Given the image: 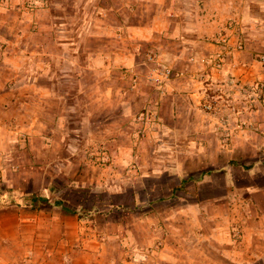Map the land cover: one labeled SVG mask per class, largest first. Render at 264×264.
<instances>
[{"label":"rangeland","instance_id":"374dc122","mask_svg":"<svg viewBox=\"0 0 264 264\" xmlns=\"http://www.w3.org/2000/svg\"><path fill=\"white\" fill-rule=\"evenodd\" d=\"M174 1L181 32L136 42L133 65L113 73L94 60L112 53L122 37L113 25L121 17L137 19L139 3L0 0V206L8 207L0 216L6 226L23 208L41 219L86 221V235L123 237L120 245L113 241L114 264H176L163 254L172 244L185 255L177 257L181 264H264V238L255 240L264 236V76L240 62L244 47L230 66L212 68L208 57L217 46L210 39L217 34L183 51L179 40L187 46L195 40L198 3ZM19 45L20 64L5 63ZM254 53L264 67V50ZM161 66L170 73L158 83L150 76ZM242 67L247 76L237 71ZM255 82L263 86L253 97L247 86ZM17 85L28 93L7 96ZM201 170L207 172L198 177ZM38 196L47 200L33 201ZM121 219L134 221L119 226ZM214 227L243 254L226 257L217 245H205ZM125 229L136 259H125ZM55 232L56 242L41 241L44 251L82 245L60 225ZM206 249L216 251L211 262L200 258Z\"/></svg>","mask_w":264,"mask_h":264},{"label":"crops","instance_id":"0c3cea01","mask_svg":"<svg viewBox=\"0 0 264 264\" xmlns=\"http://www.w3.org/2000/svg\"><path fill=\"white\" fill-rule=\"evenodd\" d=\"M123 1V0H120ZM128 2L130 0H124ZM134 3H139L141 8L139 13L137 11V19L134 20H124L122 17L118 19V23L113 25V30L116 35H120L121 39L113 42V50L108 56L105 54L104 58H95V66H102V69H111L113 67V73L119 68L122 69V66H132L135 56V44L138 41H151L155 40L158 35L166 34L171 29H178L177 33L181 32L180 27L177 23L178 18L180 17V12L174 4V0H131ZM197 8L195 10L196 17V27L193 29L195 40H192L188 46L179 40L180 44L183 47V51L189 53L195 48V43L200 42L202 38H209L211 35L218 34V32L223 28L226 23L230 20H235L234 29L236 33L233 36V40L236 42L240 40L243 43L244 49H240V62L250 65L252 64L255 67V72L257 76H264V67H261L260 63L256 62L257 50H264V7L261 8L260 5H264V0H196ZM263 2V3H261ZM258 4H260L258 6ZM138 7V8H139ZM115 12H119V6H113ZM139 10V9H138ZM262 11V12H260ZM120 29L119 32H117ZM122 29V32H121ZM180 35V34H179ZM208 36V37H207ZM114 40V39H113ZM122 44H121V43ZM212 44V43H210ZM252 47L254 49H252ZM23 52L22 45L17 46L15 50L9 52L5 56V63L17 65L20 64L21 54ZM237 56L236 54H234ZM105 57H107L105 59ZM237 58V57H236ZM236 61V59L227 58V65H231ZM240 63V64H241ZM246 66V65H245ZM238 72L243 73L245 76L249 74L250 70L247 72L246 67L238 68ZM215 71L212 72L214 75ZM254 74V73H253ZM213 78V77H212ZM113 81L117 82L116 78H113ZM25 85H32V82H24ZM17 90L15 92L6 93L7 96H16L26 95L28 91L21 90L22 86L17 85ZM43 97H46V91L44 88L41 92ZM113 96L116 99H121L123 96L120 93V90L115 89L113 91ZM18 98V97H17ZM23 99V98H18ZM207 171H202L199 173L198 177H201ZM134 205L131 206L133 208ZM8 207L0 206V214L6 212ZM24 209V208H23ZM16 209L14 219L12 223L7 224L5 218L0 216V264H114L117 263V259L113 263V250L117 251V247L113 248V241H118L119 245L123 241L121 235H106L101 233H95L94 235H86L85 228L87 226L86 221H75L68 222L67 220H58V219H41L38 217L32 216L26 211V209ZM91 221V220H90ZM93 221V220H92ZM108 221V220H106ZM122 221H125V226H128L130 223H133L134 220L130 219H121L116 223L121 226ZM111 225L113 226V220H110ZM76 223L73 230L70 229V226ZM60 225L63 229V232L70 236L71 241L74 238H77V247L76 249H68L63 245L62 251L57 254L53 250H43L42 240L47 239L50 242H56L55 239L58 236L55 235V230L57 226ZM90 226V224H89ZM40 227V229H39ZM46 227V229H41ZM121 227H119L120 229ZM126 228V227H125ZM214 232L212 235H207L205 237V245H217L221 249V255L229 257L230 254H237L241 256L243 251H236L231 247V238L228 233L219 227H214ZM127 232L126 236V256L129 254L130 258L138 257L137 255V246L135 245L133 239L130 241L131 235L129 234L128 229H125ZM217 230V231H216ZM264 232V230L262 231ZM264 234V233H263ZM259 236V238H258ZM264 238L263 235L258 234L255 237V240ZM49 238V239H48ZM114 238V239H113ZM178 239V238H177ZM62 242L65 239H60ZM183 241L187 243L186 239L179 238V242ZM79 243V244H78ZM123 244V243H122ZM235 248L236 246L233 245ZM245 246H248L246 243ZM188 251H189V246ZM184 247V248H186ZM212 247V246H210ZM207 248V247H206ZM178 244H172L166 251L163 253L165 257L171 259L176 264H181L182 259L177 257H182L185 255L179 254ZM136 252V253H135ZM190 256L193 255V251L190 250ZM200 258H207L211 262L212 260L209 257H216V251L212 249L203 250ZM232 252V253H231ZM135 253V254H134ZM188 254V253H187ZM135 255V256H133ZM199 256L198 252L194 256ZM209 255V256H208ZM119 256L122 257L123 253H119ZM124 259V258H123ZM119 261V260H118ZM119 264V263H118ZM142 264H145L144 262ZM214 264V263H213ZM220 264V263H218ZM222 264V262H221Z\"/></svg>","mask_w":264,"mask_h":264},{"label":"built area","instance_id":"2783aa9c","mask_svg":"<svg viewBox=\"0 0 264 264\" xmlns=\"http://www.w3.org/2000/svg\"><path fill=\"white\" fill-rule=\"evenodd\" d=\"M235 20H230L226 23V25L221 28L218 34L210 39V42L217 46V49L212 52L208 57V63L214 69H224L227 65V58H232V54L235 51H239L243 48V43L240 40L236 42L233 40V36L236 33V29H234ZM149 59L152 57L149 56ZM159 69V68H157ZM153 70V69H152ZM170 73V68L166 66H161L160 74H155L152 72L150 78L154 79L156 82H162V78H166ZM235 81V77H230L227 82L233 83ZM263 86L262 82H255L254 84L248 85L247 88L253 94V97L260 96V89ZM255 99V98H253ZM209 108L212 107V104L208 105Z\"/></svg>","mask_w":264,"mask_h":264},{"label":"trees","instance_id":"16d2710c","mask_svg":"<svg viewBox=\"0 0 264 264\" xmlns=\"http://www.w3.org/2000/svg\"><path fill=\"white\" fill-rule=\"evenodd\" d=\"M47 198L43 197V196H38L35 197L33 201H46ZM63 208H65L66 210L72 211V209H70V207H68L67 205L63 204Z\"/></svg>","mask_w":264,"mask_h":264}]
</instances>
